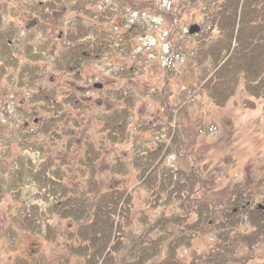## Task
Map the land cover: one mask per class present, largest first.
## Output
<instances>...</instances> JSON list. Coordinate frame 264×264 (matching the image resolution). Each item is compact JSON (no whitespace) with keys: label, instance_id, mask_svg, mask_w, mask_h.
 <instances>
[{"label":"trees","instance_id":"1","mask_svg":"<svg viewBox=\"0 0 264 264\" xmlns=\"http://www.w3.org/2000/svg\"><path fill=\"white\" fill-rule=\"evenodd\" d=\"M38 2H47L54 9L64 8L69 3L73 16L66 34L53 35L50 47L46 48L50 54L46 57L53 67L46 79H43L45 64L38 62L44 57V51L32 49L34 43H27L24 48L16 45L14 42H21V37L13 23L7 28L0 27V56H4V63L12 62L15 67L14 86L12 89L0 87V97L5 92L22 93L21 98L25 99L22 116L26 118L24 122L20 121L16 140L10 136L6 143H3L1 132L7 127L0 124V163L8 168L4 147L11 153L16 147L50 151L51 139L60 142L55 157L47 156L41 167H28L27 172L40 181L42 188H50L51 194L56 195L55 200L45 207L39 203L30 204L18 220L24 230L44 232L53 255H23L9 262L2 261L0 255V264H146L163 247L167 254L159 264H232L253 258L257 246L264 242V203L256 200L257 195L263 193L264 163L258 167L261 176L254 185L237 182L226 190L218 189L213 179L206 175L208 161L200 162L204 153L193 152L185 135L181 134L184 127H177L172 136L173 145L161 143L157 149H150L146 158L134 154L132 163L138 185L147 190L144 203L152 208L171 205L174 210L167 212L159 208L158 213H148L141 208L142 212L135 215L132 212L134 187L128 188L118 181L105 187L96 175V163L103 148L123 143L131 134L133 94H125L118 88L113 109L98 117L100 125L96 129V140L83 137L81 133L87 132L86 113L92 104L87 97L79 96L78 85L61 80V75L53 73L60 70L81 78V67L86 60L101 58L114 47L111 36L114 33L101 29L97 23L105 17L103 11L97 17L91 8L96 0ZM204 2L202 11L207 22L210 20V27L204 29L206 33L199 38L198 44L214 56L213 78L208 84L205 82L204 87L209 88V94L219 106L234 101L240 89L264 99V0ZM182 5L179 0L178 12L176 8L173 16L180 15ZM49 15L48 12L45 17ZM85 15L97 19L87 22ZM210 29L212 35L207 33ZM135 32L134 28L124 32L123 37L128 43ZM222 37L224 42L217 50L215 45H219ZM4 68V65L0 66L1 71ZM162 104L167 106L165 102ZM163 149L164 152L176 151L180 159L184 158L186 169L181 166L175 170L174 166L160 164L161 160L155 162ZM28 161L34 162L30 158ZM19 164L18 172H25L24 159L19 158ZM129 165L126 160L117 158L106 177L130 172ZM6 168L0 170V200L8 192L2 176L8 171ZM23 205L15 208L20 209ZM8 216H0V251L10 223ZM137 217L139 220H135ZM60 218H68L69 222L61 225ZM245 219L252 226L250 231L239 228V223ZM133 220L141 225L132 227ZM200 233L210 234L213 243L203 250L193 251L190 261L185 263L179 257L178 249L189 245ZM61 248L63 251L58 253Z\"/></svg>","mask_w":264,"mask_h":264},{"label":"rangeland","instance_id":"2","mask_svg":"<svg viewBox=\"0 0 264 264\" xmlns=\"http://www.w3.org/2000/svg\"><path fill=\"white\" fill-rule=\"evenodd\" d=\"M75 1L77 0H69L71 3ZM204 1L207 0H182L180 15L173 16L179 0H96L91 8L93 7L97 17L102 11L105 17L96 22L101 29L114 33L111 34L114 47L101 58L86 60L81 67V78H75L73 74L60 70L53 71L61 75V80H69L78 85L79 96L87 97L92 104L86 113L87 132L81 133L83 137L89 136L96 140V129L100 125L98 117L113 109L118 88L125 94H133L131 134L125 142L109 144L103 148L96 163V175L105 187L117 181L123 182L128 188L134 187L135 204L132 212L135 215L142 212L141 208L148 213H158L159 208H164L167 212L174 210L171 205L152 208L144 203L147 190L138 185L139 180L132 163L134 154L144 155L143 158H146L150 149H157L161 143L173 145L172 136L177 127H184L186 132L182 131L181 134L185 135L183 136L194 149L193 152L199 150L204 153L205 156L200 162L208 161L206 175L213 179L218 189L226 190L237 182H246L252 186L261 176L258 167L264 163V99L253 97L240 89L234 101L219 106L212 94H209V88L207 90L204 87V83L208 84L213 78L211 65L214 59L210 52L198 44L199 38L202 39L206 33L204 29L210 27V20L207 22L202 11ZM54 8L49 7L47 2L40 4L38 0H0V27L7 28L13 23L20 30L21 37V42H14L16 45L24 48L27 43H34L32 49L44 51V57L38 60L40 64H45L43 79L53 70L46 48L50 47L53 35L66 34L73 16L69 3L64 8ZM48 12L51 15L45 17ZM93 19L97 18L84 16L87 22ZM192 23L200 24V31L190 33L189 27ZM128 28L136 31L130 39L131 43L123 37ZM210 31L211 29L207 33L212 35ZM223 42L222 37L215 48L220 50ZM3 57L0 56V66L4 65L5 70H0V87L12 89L15 67L12 62L4 63ZM124 67L127 68L122 75ZM37 80L39 82L40 78ZM95 82H103V86L96 87ZM21 95L22 93L14 95L5 92L0 97V121H3L0 124L5 129L7 127L6 131L1 132L3 143L10 136L16 140L15 136L21 127L20 121L24 122L26 119L22 116L25 99ZM247 98L254 102H247ZM50 142V151L16 147L11 153L10 149H3L7 153L4 157L7 158L5 162L8 168L0 163V170H8L2 174L8 192L0 200V216L6 218L9 215L7 220L10 223L0 251L2 261L9 262L23 255H53L52 246L44 232L24 230L18 221L25 207L29 209L32 203L45 207L56 198V195L51 194L50 188H42L40 181L27 174L28 167L37 169L47 160V156L52 154L55 157L60 142L58 139H51ZM19 158L25 161L23 173L18 172L21 167ZM29 158L34 161L32 164L28 161ZM117 158L130 164V172L106 177L110 165ZM160 160V164L165 163L172 168L174 166L175 170L181 166L186 169L184 158L180 159L176 151L164 152L163 149L154 159L155 162ZM263 193L256 197L262 204ZM16 205L23 206L17 209ZM135 220H139V217ZM135 220L131 222L132 227H139L141 222ZM68 222V218H60L61 225ZM43 228L46 229L44 223ZM239 228L250 231L252 226L245 219L239 223ZM212 243L210 234L200 233L193 237L189 245L178 249L179 257L188 263L193 251L203 250ZM62 251L63 248L57 250L58 253ZM255 252V256L248 261L232 264H264V242L257 246ZM166 254V247H163L146 264H159Z\"/></svg>","mask_w":264,"mask_h":264},{"label":"water","instance_id":"3","mask_svg":"<svg viewBox=\"0 0 264 264\" xmlns=\"http://www.w3.org/2000/svg\"><path fill=\"white\" fill-rule=\"evenodd\" d=\"M200 28H201V26H200L198 23H192V24L190 25V27H189V32H190V33L197 32V31L200 30ZM102 85H103L102 82H95V83H94V86H96V87H101Z\"/></svg>","mask_w":264,"mask_h":264}]
</instances>
